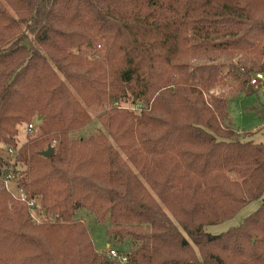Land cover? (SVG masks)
<instances>
[{"label":"trees","instance_id":"16d2710c","mask_svg":"<svg viewBox=\"0 0 264 264\" xmlns=\"http://www.w3.org/2000/svg\"><path fill=\"white\" fill-rule=\"evenodd\" d=\"M4 1L17 17L0 2V145L17 152L18 126L43 124L17 153L25 201L4 188L0 148V264H264V144L232 126L224 95L264 73V0ZM103 42L101 61L77 54ZM129 95L136 110L118 108ZM78 98L118 106L77 137L91 123ZM81 210L127 262L97 252Z\"/></svg>","mask_w":264,"mask_h":264},{"label":"rangeland","instance_id":"374dc122","mask_svg":"<svg viewBox=\"0 0 264 264\" xmlns=\"http://www.w3.org/2000/svg\"><path fill=\"white\" fill-rule=\"evenodd\" d=\"M0 2L4 4V7L13 17L15 18L17 17L15 11H13L4 0H0ZM8 46L10 45L9 44L5 45L6 48ZM77 54L86 55L89 60L101 61L104 59L105 56V44L103 42L101 45H98L96 48H94V50H88L87 48H83ZM260 74H263L264 77V73H260ZM255 77L256 75L253 76V78ZM234 88L235 85L232 84V87H226L224 93L225 96L226 95L229 96L228 110H229L232 126L237 131L240 132L254 133L252 139H254L256 143L264 144V79L260 81L259 86H251L249 84L248 87H246L244 90L240 91L235 95H233L234 93H232V91L233 90L235 91L237 87L235 89ZM128 98L129 101L127 102L130 104H124L123 107L119 106L118 108L136 110V106H134L132 103L133 101L132 95H129ZM78 100L80 101L82 106L85 107L86 111L90 115L91 123L87 125L85 129L79 132L78 133L79 136L77 137H81V136L88 137L100 130H103L98 118L101 114L105 112H109L112 108H116L115 105L114 104L110 105L109 103H103L88 107L80 98H78ZM30 124L34 125L33 132L28 131V126H29L28 124H22L18 126V134L14 138L16 143L17 153L21 148L25 146H29V144L37 141L41 135L40 126L43 124L42 118L39 115H35ZM55 145L56 142L53 143V146ZM0 148L1 151L5 150V148H7V145L1 143ZM123 158L125 159L124 156ZM18 166H19L18 167L19 170L26 172L25 174H27L28 172L27 165L20 162ZM13 192L15 193L14 195L16 197L19 196V191L15 189L13 190ZM263 199L247 204L236 214V216L232 220H229L220 225L207 227L206 228L207 232L213 235H218L228 231L231 228L240 226L246 218H248L250 215H252L254 212L258 210ZM35 200L38 205V210H35L33 213L34 220L38 223L49 221V219H47L48 217L42 211L43 209L40 200L39 199H35ZM75 218L80 219L88 224V228L97 252L103 255L107 254V256H109L108 253L110 249L112 247L113 248L115 247L111 245L110 239L107 237L106 226L95 222L93 218L89 217V213L86 210H81L77 212ZM56 220L58 221V217L56 218ZM110 246L112 247L110 248Z\"/></svg>","mask_w":264,"mask_h":264},{"label":"built area","instance_id":"2783aa9c","mask_svg":"<svg viewBox=\"0 0 264 264\" xmlns=\"http://www.w3.org/2000/svg\"><path fill=\"white\" fill-rule=\"evenodd\" d=\"M263 74H257L255 78H252L250 81L251 86H259L260 81L263 80ZM115 106H118L116 104ZM34 130V125L30 124L28 126V131L33 132ZM5 152L7 153L6 157L4 158V163H5V175L3 177V185L4 188L10 192L15 198L21 199L22 201H25V198L22 196L16 197L13 192V190L18 191V186H17V175L15 173L16 166H17V152L13 148H6ZM28 207L31 208L32 210H36V203L34 201H30L28 203ZM109 256L112 258H119L118 253L114 249H110L109 251ZM122 263L127 262V258L125 256H122L119 258Z\"/></svg>","mask_w":264,"mask_h":264},{"label":"water","instance_id":"95a60500","mask_svg":"<svg viewBox=\"0 0 264 264\" xmlns=\"http://www.w3.org/2000/svg\"><path fill=\"white\" fill-rule=\"evenodd\" d=\"M55 152H54V148L50 147L47 151L43 152L41 155L45 158H50L52 156H54Z\"/></svg>","mask_w":264,"mask_h":264}]
</instances>
